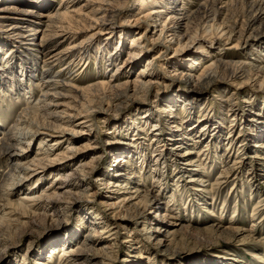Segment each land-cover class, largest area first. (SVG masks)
<instances>
[{
  "label": "rangeland",
  "instance_id": "rangeland-1",
  "mask_svg": "<svg viewBox=\"0 0 264 264\" xmlns=\"http://www.w3.org/2000/svg\"><path fill=\"white\" fill-rule=\"evenodd\" d=\"M183 2L188 11L198 8L197 2ZM59 3L52 1L53 7ZM244 12L247 7L239 0L235 8H223L214 25L226 28L225 21L232 25L243 21ZM133 18H127L125 47L139 33L132 30ZM163 23L160 17L153 38L159 37ZM260 31L264 38V20ZM228 41H222L221 57L256 62L247 91L231 84L227 90L209 91L191 114L179 103L176 117L169 118L161 109L172 102L173 94L162 79L158 97L157 88H150L146 103L120 97L101 113L104 104L92 101L89 111L97 121L91 127L83 125L84 135L70 132L79 115L69 125L60 114L64 133L80 137L75 145L92 147L35 183V177L24 176L22 166L37 155L53 159L67 144L52 146L53 138L41 147L40 138L26 141L25 127L38 116L22 117L14 131L23 148L15 146L13 160L0 162V188L14 177L9 193L0 196V264H264V68H256L264 61L253 51L240 54L241 48H231L236 40ZM158 47L134 60L132 77L147 67ZM175 48L172 45L169 53ZM124 51L120 62L126 58ZM199 55L192 71L196 75L211 57ZM37 65L43 66L41 60ZM12 66L16 69V64ZM148 68L155 72L156 61ZM86 69L68 77L80 86L101 79L93 65ZM168 69L174 72L173 65ZM6 73L0 82L4 90L10 77ZM28 82L31 99L37 100L42 91L35 77ZM23 85L16 80L5 99L0 92V135L27 111L25 94L16 92ZM113 139L115 145L106 144ZM193 148L192 154L186 153ZM15 164L13 177H7ZM57 174L64 180L52 190ZM32 199H39V206L32 205ZM23 200L31 207L27 213L20 204ZM68 249L74 250L70 257H61Z\"/></svg>",
  "mask_w": 264,
  "mask_h": 264
},
{
  "label": "bare ground",
  "instance_id": "bare-ground-1",
  "mask_svg": "<svg viewBox=\"0 0 264 264\" xmlns=\"http://www.w3.org/2000/svg\"><path fill=\"white\" fill-rule=\"evenodd\" d=\"M52 1L0 0V82L5 79L3 73L10 74L7 77L8 88L4 90L5 86H0L1 98L7 97L9 87L16 80L18 83L24 81L23 88L16 92L25 94L28 105L27 111L0 135V162L13 160L15 146L23 148L22 139L14 128L18 127L22 117L27 114L38 116V119L28 122L25 127L26 141L40 138V147L46 146L48 138H53L55 142L52 146L56 145L58 148L64 142L67 144L53 159L44 160L37 155L34 160L22 166L21 171L25 177H35L34 183L48 172L63 169L67 162L83 155L86 147H92L89 143L82 147L75 145L80 137H69L64 133L58 123L63 119L60 114L65 115L69 125H73L71 118L79 115L80 120L75 123L76 126L71 127L70 132L72 135H84L86 132L83 125L88 123L84 126L91 127L97 121L89 111L92 101L98 100L100 104H104L99 108L101 113L108 112L113 102L120 97L135 101L140 99L146 103L148 89L156 87L158 97L161 92L160 81L163 79L164 82H169L168 91L173 95L170 98L172 102L167 103L161 111L169 113L167 117L175 118V108L179 103L187 108L185 112L189 114L209 91L217 92L222 88L227 90L230 84L247 91L246 86L249 85L250 74L256 62L239 57L230 60L221 57L224 51L222 41L236 40L232 49L241 48L240 54L243 55L256 52L264 61V38L259 37L263 31H260V26L264 20V0H242L247 7L243 21L235 20L233 25L225 21L226 28L216 27L215 17L219 16L223 8H235L239 0H190L198 3L194 12L187 10L183 2L185 0H60L57 7H53ZM179 1L182 3L178 4ZM134 10H137L136 13L131 15L130 12ZM131 16H134L132 22L135 25L132 30L139 33L133 34L125 47L123 37L128 30L127 18ZM160 17H164V23L159 37L153 38ZM174 44L177 48L170 54L168 50ZM156 47L159 48V53L154 54L147 67L132 77L134 60ZM215 48L218 52H215ZM123 50L127 55L120 62ZM201 52L211 57L196 75L192 71L198 60L197 55H201ZM38 60L43 63L41 68L37 65ZM153 60L157 66L155 72L148 68ZM13 63L16 64V69H13ZM262 64L256 68L262 70L264 63ZM91 65L96 68V76L101 79L90 82L87 86H80L76 84L75 78L68 77L70 74H82ZM169 65H173V73L169 71ZM34 77L36 85L42 91L37 100L31 99L33 88L28 82ZM27 82L28 85H25ZM166 100L164 101L169 102V99ZM233 106L230 105V108L233 109ZM82 112L86 114L82 115ZM116 142L113 139L106 144L113 146ZM194 148L187 149L186 153L192 154ZM51 163L54 165H47ZM11 168L7 177H13L17 165H12ZM61 176H54L55 185L51 187L52 190H55L60 179L64 180ZM13 178H10V183L6 182L7 187L0 188V196L9 193V186L14 183ZM110 183L113 184L112 179H108V184ZM25 197L26 200L27 196ZM38 200L30 201L32 205L39 206ZM20 204L27 213L28 202ZM103 250L107 252L106 249ZM73 251H63L61 257L67 259Z\"/></svg>",
  "mask_w": 264,
  "mask_h": 264
}]
</instances>
